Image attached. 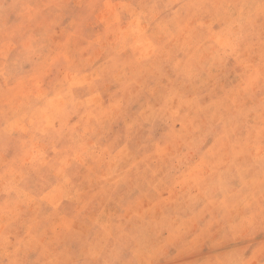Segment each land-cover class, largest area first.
I'll list each match as a JSON object with an SVG mask.
<instances>
[{
  "label": "rangeland",
  "instance_id": "rangeland-1",
  "mask_svg": "<svg viewBox=\"0 0 264 264\" xmlns=\"http://www.w3.org/2000/svg\"><path fill=\"white\" fill-rule=\"evenodd\" d=\"M0 264H264V0H0Z\"/></svg>",
  "mask_w": 264,
  "mask_h": 264
}]
</instances>
